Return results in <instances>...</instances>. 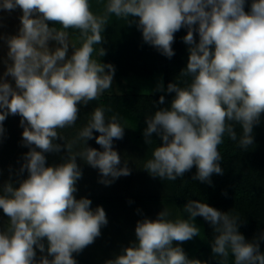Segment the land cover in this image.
<instances>
[{"label": "clouds", "instance_id": "clouds-1", "mask_svg": "<svg viewBox=\"0 0 264 264\" xmlns=\"http://www.w3.org/2000/svg\"><path fill=\"white\" fill-rule=\"evenodd\" d=\"M245 4L246 0H108L103 14L96 15L89 0L0 3L3 10H22L18 34L5 38L9 50L4 76L12 77L15 86L0 82V134L5 119L19 115L22 143L29 147L19 169L20 174L27 171V178L18 187L5 182L0 194V209L8 218L0 230V264H77L73 253L101 235L108 223L103 207L93 210L90 199L74 195L83 174L77 157L99 170L98 182L105 186L131 174L127 161L120 166L121 157L113 148L127 126L118 115L106 117L110 108L95 107L72 143L58 132L76 124L79 104L98 100L112 86L115 67L93 58L94 52L98 57L106 54L95 46L104 42L102 33L112 15L135 24L143 40L168 58L175 54L174 34L187 28L183 42L188 45V61L179 74L191 80L184 87L169 83L166 91L175 94L170 106L145 118L144 142L152 144L155 134L162 143L153 149L144 170L154 178L175 181L195 166L192 179L211 184L212 174L223 175L219 146L225 135L237 140L235 124L242 129L238 146L247 151L254 144L253 126L264 113V0H252L249 11ZM69 29L79 30V47ZM49 41L59 46L52 50ZM164 90L159 83L156 91ZM164 102L161 95L159 104ZM93 130L100 135L93 137ZM93 138L103 151L86 145ZM57 139L65 143H55ZM78 141L83 147L74 152ZM62 147L68 153L63 162L46 166L44 153H59ZM183 212L187 219H170L164 208L155 220L137 221L135 242L105 264H207L190 259L179 246L200 236L197 216L216 233L211 251L219 264H228L230 255L234 264H264V232L246 241L238 231L243 222L239 213L221 212L197 200H189ZM36 249L47 255L37 260Z\"/></svg>", "mask_w": 264, "mask_h": 264}, {"label": "trees", "instance_id": "trees-1", "mask_svg": "<svg viewBox=\"0 0 264 264\" xmlns=\"http://www.w3.org/2000/svg\"><path fill=\"white\" fill-rule=\"evenodd\" d=\"M251 2L252 0H246L245 11L250 10ZM68 31L80 38L79 30L69 29ZM185 35H187V28L184 27L174 34L172 48L175 54L168 58L143 40L142 31L135 24L132 28H126L121 38L113 32H107L103 34L104 42L100 45L106 50L102 60L103 63L112 64L115 67L114 76L118 79L129 72L142 75L158 73L165 77L166 87L173 82L184 87L186 82L191 80L190 77H183L179 74L186 67L189 55L188 45L183 42ZM194 37L198 42V33L194 32ZM174 95V93L168 92L163 95L165 97L163 105L159 104L161 95L142 98L132 95H102L98 100L90 101L87 105L79 104L76 124L60 129L65 142L72 143L78 132L88 123L95 107L99 106L111 109V111H106V117L118 115L121 124L127 126L124 129L123 139H114L113 148L121 157L120 166L122 167L127 161L131 174L117 178L111 185L104 188L103 184L93 181L95 184H91L89 193L85 187L74 193L77 199L86 197L92 201V207H105L111 214L109 221L113 223L116 236L120 240L116 245L119 248V254L124 248L135 242L137 221L144 218L155 220L157 214L164 208L169 211L170 219H176L177 208L184 207L189 200L204 202L221 212L239 213L243 222L239 225L238 231L248 242H252L260 233L264 232V113L261 114L260 123L253 126L254 144L249 146L247 151L238 146L242 135L239 124L234 125L237 133L236 141H232L227 135L224 136V142L219 146L222 156L220 166L223 169V175L212 174L211 184L192 179L197 171L195 166L175 181L154 178L144 170L143 165L152 158L153 149L162 143L155 134H153L152 144L147 145L144 142L145 118L153 115L159 108L170 106ZM3 128L4 132L0 134V178L4 182L11 181L14 187H18L19 181L28 176L27 171L23 174L19 173V169L24 163L25 152H17V148L13 144V142L16 143V136L9 117L3 122ZM99 135L93 130V137ZM61 142L62 145L65 143L64 140ZM86 145L103 151L101 146L96 143L95 138L87 140ZM82 147L83 142L78 141L73 145V151H80ZM64 150L60 157L46 156V166L62 163V158H66L68 155L67 150L65 148ZM77 164L84 171L83 177L77 183L82 182V179H89L88 184L95 177L100 179L98 169L87 165L79 157H77ZM137 175H142L144 182L150 188L141 190L134 187L128 188L127 192H122L120 187H123V183H127L125 184L127 186L130 185L129 182ZM0 212L3 213V210L0 209ZM194 219L199 225L200 236H196V239L191 242L186 255L190 259L206 261L207 264H219V257H214L211 251V243L216 235L213 227L203 217L197 216ZM109 238L108 231H106V235L103 233L102 238L100 237L101 241L105 243ZM113 245L114 243L110 244V246ZM260 251L264 253V240L260 241ZM103 253L102 258L97 257L99 262L96 260V263L105 264L107 260L112 259L107 249L103 250ZM228 264H234V258L231 255Z\"/></svg>", "mask_w": 264, "mask_h": 264}, {"label": "rangeland", "instance_id": "rangeland-1", "mask_svg": "<svg viewBox=\"0 0 264 264\" xmlns=\"http://www.w3.org/2000/svg\"><path fill=\"white\" fill-rule=\"evenodd\" d=\"M3 0H0V3H2ZM108 0H89L90 6H91V11L96 14V15H101L104 12V6L107 4ZM22 16V10L17 7L14 10L7 11L0 9V82H9L10 84L15 86V82L12 77L8 76L5 77L4 73L6 71V65L4 61L7 59V53H8V46L6 43L5 38L8 36H13L18 34V30L20 28V17ZM129 19H134L130 17ZM49 26H55L59 27L58 24H53L52 22H49ZM134 24H127V21L124 19H120L115 17L114 15L109 17V23L105 26L104 32L102 33L105 34L107 32H113L115 33L116 36L119 38L123 37L125 29L127 28H132ZM70 33V32H69ZM71 34V39L74 43H76L77 47H79V41L80 38L75 37L72 33ZM57 43L55 41H49L48 42V47L52 50H54L56 47H58ZM97 50L99 49V45L95 46ZM73 49L71 46L69 47V52L68 56H71ZM93 58L99 60L101 63H103L102 57H98L97 53H93ZM11 63V61H9ZM107 71V69H106ZM163 83L164 86V91H156L157 85L159 83ZM166 82H165V77L162 74H152V75H142V74H137L133 72H129L126 75L122 76L120 79L116 78L113 76V83L112 86L109 90L103 93V95H108V96H125V95H132V96H138V97H154V96H160V95H166ZM152 112V111H151ZM10 119V124L13 127V130L15 132L16 140L13 144L17 148V152L23 151L27 153L29 151V147L24 146L22 143V132L23 128L20 126V119L21 117L19 115L8 116ZM58 132L61 134L60 129H58ZM55 143L61 144L62 142L60 139H57L54 141ZM39 151V149H37ZM64 148L62 147L61 152L59 153H44L45 156L54 158V157H60L62 153H64ZM87 169V168H86ZM87 171V170H86ZM84 171H82L83 173ZM83 177V176H82ZM87 177V176H86ZM98 177H95L92 181L90 186L88 184L89 179H82V182H78L76 184L77 191L82 190L83 187H85L86 191L89 193L91 184H95L96 181H98ZM126 180V177H125ZM128 180V177H127ZM95 181V182H93ZM130 185H125L127 183H123V187H120L122 189V192H127L128 188H134L138 187L141 190L149 189V185L144 182V178L142 175H137L135 176L130 182ZM5 184L4 181L0 178V194L2 193L3 185ZM104 185V184H103ZM105 185L103 186V188ZM84 189V190H85ZM93 190V188H92ZM97 207V206H96ZM95 206H91V208L94 210L96 208ZM184 207H178L177 208V213H176V218H183L187 219V213L183 212ZM106 213V217L108 220V223L106 226L101 227V235L97 237L91 245L87 246L85 249H83L82 252L80 253H73L74 259L77 261V264H101V263H96L95 261L97 260V257L100 259L103 257V250H108L109 255H111V258L114 259L117 255L119 254V248L117 245L119 238H117L116 233H115V227L111 221H109L110 213L107 212L106 208L103 207ZM7 218L6 216L0 212V230H3L5 225L7 224ZM194 223L199 227L197 222L194 219ZM106 228V229H105ZM106 231L109 232L110 238L107 239L106 243L102 242L100 237L102 238L103 233L106 235ZM196 237H193V239L183 242L179 244L180 247L183 248L184 252L187 253L188 248L191 245V242L195 240ZM47 247V241H43ZM114 243L113 246H110V244ZM178 242L174 241L173 246H176ZM117 247V248H116ZM41 255H47V252L45 253H40L39 249H36V259L39 260ZM49 259H52V257H48ZM98 261V260H97ZM99 262V261H98Z\"/></svg>", "mask_w": 264, "mask_h": 264}]
</instances>
